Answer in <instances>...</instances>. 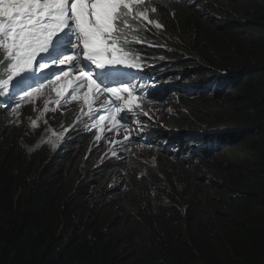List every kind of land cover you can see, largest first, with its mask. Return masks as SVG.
I'll list each match as a JSON object with an SVG mask.
<instances>
[{"label": "trees", "instance_id": "1", "mask_svg": "<svg viewBox=\"0 0 264 264\" xmlns=\"http://www.w3.org/2000/svg\"><path fill=\"white\" fill-rule=\"evenodd\" d=\"M152 1L164 32L137 33L166 42L170 76L196 87L167 116L196 156L99 162L94 132L74 125L52 147L14 130L4 100L0 264H264V0Z\"/></svg>", "mask_w": 264, "mask_h": 264}, {"label": "snow or ice", "instance_id": "2", "mask_svg": "<svg viewBox=\"0 0 264 264\" xmlns=\"http://www.w3.org/2000/svg\"><path fill=\"white\" fill-rule=\"evenodd\" d=\"M156 11L150 0H0V103L5 95L9 104L16 101L12 111L18 116L23 103L33 101L45 87L55 88L61 97L56 85L63 81L66 89L70 72L60 66L75 64L80 73L69 95L87 106L89 118L101 110L107 113L91 125L99 141L108 124L114 131L127 121L134 94L143 90L131 72L138 74L143 65L129 45L139 26L163 28L150 18ZM54 71L59 75L47 85L39 83ZM18 92L23 94L17 99ZM96 102L99 108L93 107Z\"/></svg>", "mask_w": 264, "mask_h": 264}, {"label": "clouds", "instance_id": "3", "mask_svg": "<svg viewBox=\"0 0 264 264\" xmlns=\"http://www.w3.org/2000/svg\"><path fill=\"white\" fill-rule=\"evenodd\" d=\"M179 1V0H177ZM183 1V0H181ZM194 1V0H191ZM150 18L153 20H158L157 17L154 16V13H150ZM161 24V22L159 21ZM153 26L149 25L147 30L149 31ZM159 33L164 32V27L157 29ZM138 30L133 33L135 36V40L133 41L137 45L145 46V49H142L140 47H136V50L139 51H147V53H138L136 52L133 47L132 43L129 45L132 51L135 52L136 55L139 56L140 58V63L143 65L142 71H139L137 74V70L133 69L131 70L132 75L136 77L134 83L137 85H143V90L142 91H137L135 93V99L133 100V104L135 105L131 112L129 113V116L127 118L126 122H121L120 126L117 127L118 130V135H125V137H128L132 139V141L138 142L140 139L145 141V145L141 149H137L134 146H128L129 150L125 153V155H115L113 156L110 154L108 150V140L105 138V134L108 131V129L111 127L110 124H108L101 134V139L97 141L98 143H101L102 145H106V150L104 155L98 156V161L102 162L105 159V156L110 159V161H117L121 162V167H128L132 166V160L133 156H131V152L139 153L140 155H145L148 154L152 159L151 162H146L142 165V171L145 167L146 164H151L154 166L159 165V153L164 152L166 156H173V157H183L184 150L181 149V144L184 143L185 136L188 134L190 135L191 133L189 132H178L177 130H174L170 128V124L168 123L170 120L168 119V114L176 115L178 112L177 108V93H182V88H191L190 90H195V88H192V86H189L187 84L190 83H184L182 80H176L170 76L171 74V66L172 60L168 58L165 54L164 51H159V49L165 50L167 48L166 42L160 41V45L156 46V43L148 42V41H143L145 37H141V34L138 35ZM131 39V37H130ZM143 41V42H141ZM155 47V50H152L151 48ZM151 50L156 53L153 54ZM83 61L81 62L82 65ZM53 68H56V66H52ZM60 69L66 72H70V76L68 77L67 81V88L65 89V82H61L60 84L56 85V87L60 88L61 92L63 93L61 101L65 104L67 109L69 111L63 110V109H58V119H60V122H62L64 129L70 130L74 125H81L83 128H85V131L87 132H94L95 133V139L97 135V129H94L91 127L92 123L98 119L99 115H106L107 113L104 110L99 111L100 113H94L91 118H89L86 113H87V106L83 105V102L78 99L72 98L69 93L71 92V87H72V80L79 75L80 73V66H77L73 64L70 68L67 65L60 66ZM48 71V70H44ZM56 75H59V71H54L51 76H48L46 80H40L39 83L41 84H48V81H51L55 78ZM144 76H149L151 77L150 79H144L142 77ZM191 85V84H190ZM202 85V83H201ZM32 87L35 88L37 87V84L33 83ZM64 89V90H63ZM28 89H24V91H27ZM46 90L48 95H51L52 93L56 94L55 88L52 87H45L41 91ZM172 91H175L176 94V101L171 102L170 105H172V109L164 116L163 118V123L164 124H150L149 130H144L138 121V118L142 117L140 114V111L142 108L140 105L147 107L149 106V102L151 99H157L159 98V101L161 102H167L166 100L168 99L170 93ZM17 94V93H16ZM77 95H80V93H77ZM103 99V98H102ZM4 100H7L8 102V97L5 95L3 97V102ZM16 101H13L11 104V107L14 105ZM3 104V103H0ZM96 104H100V102L94 103L93 107ZM35 108V104H32V108H29V112L33 113L32 110ZM134 117H133V114ZM123 115V112L121 113ZM79 117V119H77ZM137 117V118H136ZM67 122L73 124L72 126H67ZM161 131L164 132H172L171 134L167 135L168 137V143L165 144V141H161L160 139H156V135H159ZM160 143L165 144L166 148L161 149L160 148ZM104 150V149H103ZM171 153V154H170ZM175 154V155H173ZM177 154V156H176ZM139 171V172H140ZM125 173V172H124Z\"/></svg>", "mask_w": 264, "mask_h": 264}, {"label": "rangeland", "instance_id": "4", "mask_svg": "<svg viewBox=\"0 0 264 264\" xmlns=\"http://www.w3.org/2000/svg\"><path fill=\"white\" fill-rule=\"evenodd\" d=\"M151 2L153 1L150 0V3ZM152 29L155 30V32L158 31L157 28L155 27H152ZM143 41H148L152 43L156 42L154 39H147V38H145ZM132 47L138 53H147V51L136 50V47H140V45H137L134 42H132ZM184 81L188 82L189 80L186 79ZM216 81L218 80L215 79L214 82L211 83L209 87V91L214 89L213 85H215ZM174 92L175 91L170 93L168 99L166 100L167 102L159 101V98H160L159 97L157 99H151L149 102L148 108L140 105V107L142 108V110L140 111V114L142 117L138 118V121L140 122L144 130H149L150 124H153V123L164 124L163 123L164 116L172 109V105H170V103L176 101V96ZM22 94H23L22 92L17 93L16 94L17 99ZM61 99H62V96L58 98L55 93L48 95L46 90H43L35 96L33 101L23 103V106L19 109L18 116L13 115V111H12L13 106L11 108H8L7 113L9 115L8 120H9L10 126L13 127L14 130L16 131L19 129H20L19 131H22L24 129V130L32 131L35 133V129H37L39 130L40 133H42L44 143H48L52 147H56L59 142L60 143L64 142L62 139L67 135V132H68L67 129H64V126L62 122H60V119L57 118L58 109L69 111L67 107L65 106V104L61 101ZM57 101L59 102L57 103ZM221 102L224 104H227V101L225 99H222ZM32 104H35V108L32 110L33 113L29 112V108H32ZM99 105L100 104H96L94 107L99 108ZM46 107L48 109L47 111H45ZM33 121H36L35 126H33L32 124ZM212 130H216V128H212ZM105 138H107L108 143H109L108 145L109 147L107 151L110 154H112L113 152H116V155H125V153L129 150V147H128L129 145L130 146L132 145L136 147L137 149H141L145 145V141L141 139L138 142L132 141V139L130 138L125 140V135L123 134L118 135L117 129L114 131L108 130L105 134ZM117 141L120 143H113ZM96 144L97 146L100 145V143H96ZM196 151H197V148L194 147L193 149H191V153H187V151L183 152L184 158L190 157V159H187L188 161L193 159V157L196 156L194 155ZM97 152L98 153L96 154H98V156H102L105 153L104 150H100ZM130 154L131 156H133V160H135L136 162H139L140 160H142L143 164L154 160L148 154L140 155L139 153L137 154L135 152H131ZM225 155L226 154L220 150L218 151L215 150L212 154L214 158L218 157V160H223L221 158ZM133 160H132V163L134 162ZM168 160H170V163L171 162L175 163L176 161H178V160H175L173 156H169ZM105 197L107 198L115 197V191L107 192L105 194ZM101 198L103 197L100 196L96 200L99 201ZM100 202L101 201H99V203Z\"/></svg>", "mask_w": 264, "mask_h": 264}, {"label": "bare ground", "instance_id": "5", "mask_svg": "<svg viewBox=\"0 0 264 264\" xmlns=\"http://www.w3.org/2000/svg\"><path fill=\"white\" fill-rule=\"evenodd\" d=\"M152 1V0H151ZM156 33V32H155ZM142 78H144V79H150L151 77H149V76H144V77H142ZM214 80V79H213ZM173 92V91H172ZM174 94H175V92H174ZM175 96H176V94H175ZM95 108V107H94ZM179 111V110H178ZM100 112H98V114H99ZM95 135V134H94ZM164 139V138H163ZM103 147V146H102ZM177 155V154H176ZM163 160V159H162ZM82 172V171H81ZM84 174V173H83Z\"/></svg>", "mask_w": 264, "mask_h": 264}]
</instances>
